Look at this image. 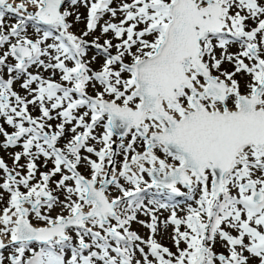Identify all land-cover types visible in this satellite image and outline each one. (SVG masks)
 Listing matches in <instances>:
<instances>
[{"label":"snow or ice","instance_id":"1","mask_svg":"<svg viewBox=\"0 0 264 264\" xmlns=\"http://www.w3.org/2000/svg\"><path fill=\"white\" fill-rule=\"evenodd\" d=\"M0 264H264V0H0Z\"/></svg>","mask_w":264,"mask_h":264},{"label":"rangeland","instance_id":"2","mask_svg":"<svg viewBox=\"0 0 264 264\" xmlns=\"http://www.w3.org/2000/svg\"><path fill=\"white\" fill-rule=\"evenodd\" d=\"M164 243H168V241H167V240H165V241H164Z\"/></svg>","mask_w":264,"mask_h":264}]
</instances>
